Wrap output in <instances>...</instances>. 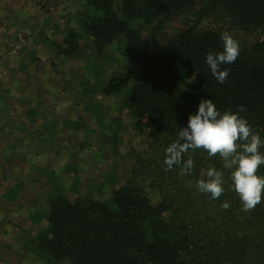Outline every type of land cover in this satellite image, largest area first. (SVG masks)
I'll use <instances>...</instances> for the list:
<instances>
[{
	"label": "trees",
	"instance_id": "obj_1",
	"mask_svg": "<svg viewBox=\"0 0 264 264\" xmlns=\"http://www.w3.org/2000/svg\"><path fill=\"white\" fill-rule=\"evenodd\" d=\"M40 1L46 0L36 3ZM212 18L225 20L228 28L202 30V23ZM178 19H184V28L168 31ZM73 21L80 30L67 29L60 44L45 43L61 62L78 57L80 37L86 36L96 59L107 58L113 49L112 56L132 67L93 81L106 94L124 93L121 108L131 119L133 144L123 147L118 128L109 131L100 124L99 135L113 157L123 151L125 177L115 186L113 176L105 178L90 194L71 201L62 190L78 193L83 181L73 158L64 155L55 170L32 165L55 195L30 214L33 231L16 225L18 237L10 239L9 247L22 250L29 264H264V195L253 209L243 211L230 170L223 168L219 155L209 156L203 149L184 154L183 160L194 164L190 175L181 174L182 164L168 169L164 163L167 147L179 140V130L201 100H212L221 113L243 106L240 115L264 138V0H82ZM258 32L263 38L252 43L238 35ZM225 33L238 42L240 54L221 66L229 75L220 84L205 57L223 51ZM27 56L34 60L33 52ZM26 62L19 59L23 71ZM21 80L5 88L0 82V181L6 184L9 170L28 164V157L58 156L56 123L40 109V95L25 94ZM14 106L22 110L28 129L10 114ZM65 124L75 132L85 128L81 121ZM212 167L224 178L225 191L215 200L197 189ZM257 175L264 176V166ZM23 184L15 179L0 198L15 202Z\"/></svg>",
	"mask_w": 264,
	"mask_h": 264
},
{
	"label": "rangeland",
	"instance_id": "obj_2",
	"mask_svg": "<svg viewBox=\"0 0 264 264\" xmlns=\"http://www.w3.org/2000/svg\"><path fill=\"white\" fill-rule=\"evenodd\" d=\"M81 11L82 0H46L40 3H36V0H0L1 85L10 87L20 77L25 94L41 96L44 103L40 109L56 123L53 144L55 151H58V156L53 155L54 152H47L31 159L28 157V164L9 170V176L12 177L8 184L14 183L15 179L24 184L15 202L8 203L0 198V264H29L22 250L9 247L10 239L18 237L16 225L26 231H33L29 222L30 214L33 210L43 209L47 200L55 195L45 179L31 170L32 165L55 170L64 155L70 160L73 158L82 169L83 181L78 193L62 190L63 196L71 201L90 194L105 178L113 176L111 186H115L118 180L125 177L126 159L123 151L113 157L109 148L101 143L99 135L102 133V130L99 131L100 124L108 126L109 131L118 128L123 147L133 144L135 134L131 119L121 108L125 96L123 92L106 94L93 81L105 79L114 72L131 70L132 67L116 54L113 55L116 57L115 62L111 55L113 49L107 52V58L96 59L91 40L86 36L80 37L78 57L64 62L45 45L46 41L60 44L64 32L69 28L80 30L73 19L78 18ZM12 14L17 17L15 21ZM184 26V19H178L172 22L168 31ZM227 28L228 24L223 19H208L201 25L202 30L219 31ZM238 35L248 43L263 38L260 32ZM31 52L34 60L30 62L26 57ZM19 59H25V62L27 59L24 71L18 66ZM180 90L177 89V94ZM13 93L18 98V94ZM87 95L93 100L89 102ZM10 114L18 120L20 127L28 129L21 109L14 106ZM69 121H81L85 128L75 132L66 126L65 123ZM27 134H33V131L27 130ZM5 174L2 173L1 177ZM8 184L0 181V195ZM7 221L15 227H10Z\"/></svg>",
	"mask_w": 264,
	"mask_h": 264
},
{
	"label": "clouds",
	"instance_id": "obj_3",
	"mask_svg": "<svg viewBox=\"0 0 264 264\" xmlns=\"http://www.w3.org/2000/svg\"><path fill=\"white\" fill-rule=\"evenodd\" d=\"M221 39L223 51L208 53L205 63L215 80L223 84L229 71L221 66L234 63L240 48L227 33ZM244 111L240 106L235 112L221 113L212 100H201L197 111L189 115L187 125L179 130V140L167 147L164 163L168 169L182 164L181 174L190 175L194 164L191 159L183 160L185 153L203 149L209 156L219 155L224 161L223 168L230 170L232 190L238 195L242 210L247 212L258 205L264 195V176L257 175L258 168L264 166V152L260 150L264 148V138L240 115ZM206 176V180L197 182L198 191L213 200L220 198L225 191L223 172L212 167L206 171ZM221 206L227 209L229 204L223 202Z\"/></svg>",
	"mask_w": 264,
	"mask_h": 264
}]
</instances>
